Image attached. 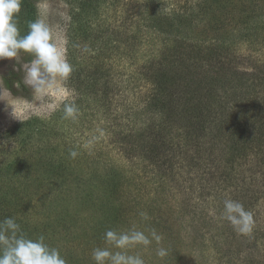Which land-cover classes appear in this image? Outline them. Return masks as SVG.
I'll return each mask as SVG.
<instances>
[{
    "label": "trees",
    "instance_id": "1",
    "mask_svg": "<svg viewBox=\"0 0 264 264\" xmlns=\"http://www.w3.org/2000/svg\"><path fill=\"white\" fill-rule=\"evenodd\" d=\"M156 1L150 0L137 11L132 31L110 32L104 42L105 53L112 56L110 42L116 47L128 43L129 50L133 48L129 39L138 40L143 31L152 30L174 52L172 62L163 53L150 59L151 69L144 78L152 87L146 109L153 112V122L130 125L122 146L137 162V175L147 176L144 183H158L157 193L171 189L191 197L196 192L199 202L185 212L202 219L197 248L203 250L200 239L206 234L214 238L229 229L228 247L217 246L215 254L225 255L228 263L234 253L236 257L253 248L251 256L263 257L264 232L258 234L254 225L250 237L236 236L222 213L226 199L240 202L251 213L261 199L253 182L256 173L264 182V61L244 70L234 60L232 63L230 52H235L236 39L254 45L257 52L264 45V0H190L189 9L174 8L172 12V8H155ZM93 3L104 4V0H85L81 7L86 10ZM256 6L261 7V14ZM93 75L76 64L69 85L79 95L78 101L91 98L104 117L112 115V76H101L99 80L105 78V82L99 84ZM62 114L63 107L49 120L31 118L20 123V145L13 151L0 149V220L15 218L27 237L44 235L67 264H85L87 244L96 247L107 230L118 224L129 229L135 220L134 205L126 209L129 198L124 196V185L134 178L115 165L91 167L88 177L79 178L74 165L77 160L82 162L81 153L71 155L74 143L70 140L55 141ZM23 150L31 153L20 155ZM91 151H95L94 159L102 158V152ZM245 171L253 173L250 181ZM172 195L176 197L174 192ZM207 200L212 204L207 205ZM220 221L222 228L217 225ZM69 231L73 236L67 238ZM175 250L173 246L170 251Z\"/></svg>",
    "mask_w": 264,
    "mask_h": 264
},
{
    "label": "rangeland",
    "instance_id": "2",
    "mask_svg": "<svg viewBox=\"0 0 264 264\" xmlns=\"http://www.w3.org/2000/svg\"><path fill=\"white\" fill-rule=\"evenodd\" d=\"M84 1L23 0L18 16V27L21 36L27 35L29 22L38 18L43 20L51 28L54 40L64 50L72 67L79 63L84 65L86 71H93V76L98 78L97 83L99 84L105 82V78L99 80L101 76H112L111 79L114 82L110 87L111 90H114V93H111L112 115L104 117L91 98L86 100L82 98L78 101L79 95L71 88L68 79L57 83L56 89L58 91L52 90L45 96L33 95L32 90L22 83L23 72L16 70L20 65L32 59L30 55L22 54L19 62L15 59L0 60V149L3 147L6 148L5 151H13L14 146L20 145L17 134L20 123L31 118L49 120L52 115L64 107L65 103L74 104L77 109L74 118L65 120L64 113L62 116L58 115L61 116L58 119L60 127L57 128L55 140L57 143L70 140L71 143H74L71 149H74L77 154L81 153L82 162L78 160L75 162L74 173L79 175V178H83L88 177L87 174L92 171L90 170L91 167L104 169L115 165V167L119 166L125 169L134 178L132 182L124 185L127 188L124 196L129 198L126 199L125 208L134 205L132 210L136 213V218L129 229L135 228L143 231L150 238L151 231L155 230L162 237L159 244L153 240L151 245L147 247L142 245L131 247L129 254L141 255L146 264H264V251L263 257L258 258L257 255L251 256L249 254L253 248L248 252L246 251L247 257L245 252L236 257L234 253L233 259L231 258L228 263L225 255H220L218 251L215 254L217 246L228 247L227 241L230 240L229 235L231 234L229 229L223 230V235L214 238H211L210 234H206L204 239L202 237L200 239L201 242H204L203 250L197 248L199 246L198 231L202 219H197L185 212L188 208L193 209L195 203L199 202L196 198V192L191 197L187 192H177L171 189L170 192L167 189L163 193H157L158 183L156 181L144 183L147 176L137 175L139 172L137 162L127 154L125 147L122 146L124 135L131 131L128 130L130 125H135L131 127H140L138 125L146 126L153 122V112L150 113L146 109L152 87L144 78V73L151 69L149 67L151 65L150 59L152 57L159 58L160 54L162 56L163 53L166 55L165 60L172 62L170 54H174V52L169 50L166 46L170 45L165 46L166 41L162 40V37L152 30L149 33L146 32L147 30L143 31L144 34L138 40L129 39L127 41L135 48V51L133 48L126 50L128 43L116 47L114 42H110V50L113 52L111 56L107 51L105 53L104 42L108 39L110 32L115 33L117 30L119 32L120 29L126 32L132 31L138 18L136 16L137 11L142 10L150 0H104V4L93 3L88 5L86 10L81 7ZM158 1H156L155 8H172L171 12L174 8L178 10L189 9L190 5L188 3L190 0H160V4ZM255 9L257 13L260 12L261 14V7L256 6ZM79 12L81 13L80 16ZM237 32L235 31V33ZM93 42L95 45L92 44ZM236 42L238 44L236 43L235 52L233 54L230 52V54L232 63L234 60L235 65H239V68L252 69L253 65L261 64L264 61V54L262 53L264 45L258 47L257 52L253 49L254 45L248 42L243 44L238 39ZM258 43L261 44V39ZM13 108L20 120L12 115ZM116 113L118 115L122 113V115L116 118ZM77 146L80 147L79 150L75 149ZM91 150L102 152V158L94 159L95 151ZM26 151L23 150L19 154L31 153L30 151L26 153ZM31 162H33V157ZM252 174L251 171L244 172L245 178L249 181ZM254 179V190L258 191L261 199L255 204V209H251V211H253L252 215L256 219L254 225H257V231L260 234L264 232V182H262L260 173L254 174ZM168 192L170 196L164 197ZM173 192L176 197L172 195ZM207 201L205 202L208 203L207 205L212 204V201ZM209 211L213 212L212 206L209 207ZM142 212L147 214V219L140 215ZM140 217L142 218L141 222L137 224ZM154 218H157L156 222L153 221ZM150 221L152 223L149 224ZM217 225L222 228L224 224L220 221L217 222ZM114 229L118 231L129 230L121 224H118ZM68 233L67 238L72 235L71 231ZM61 235H65L64 232ZM76 235L75 232L74 236ZM237 235L239 234L237 233ZM250 235L247 236L250 237ZM79 240L83 241L84 239ZM101 240L102 242L96 247L106 246L103 238ZM86 241H88L87 237H85ZM168 242L171 244L167 247ZM91 246V243L87 244L89 255L85 264H94L91 254L96 247ZM173 246L177 250L170 251ZM158 248L166 249L167 255L163 258L157 256Z\"/></svg>",
    "mask_w": 264,
    "mask_h": 264
},
{
    "label": "clouds",
    "instance_id": "3",
    "mask_svg": "<svg viewBox=\"0 0 264 264\" xmlns=\"http://www.w3.org/2000/svg\"><path fill=\"white\" fill-rule=\"evenodd\" d=\"M22 2L0 0V60L15 59L19 62L22 54L30 55L32 59L16 70L23 72L22 83L32 90L33 95L45 96L52 90L58 91L57 83L66 81L73 67L64 50L54 40L51 28L43 20L38 18L29 22L27 35L21 36L18 16ZM76 112L74 104H64L65 119L74 118ZM12 115L19 119L14 108ZM71 155L75 157L76 153L72 152ZM140 215L147 219L146 213ZM222 215L238 234L248 235L252 232L253 215L240 202L226 199ZM150 236L135 228L127 231L109 229L103 237L106 246L94 248L92 260L94 264H146L141 255L129 254V249L135 245L147 247L153 240L159 244L162 240L155 230L151 231ZM156 254L163 258L167 251L158 248ZM0 264H67V261L58 248L46 242L44 235L29 238L15 218L6 217L0 220Z\"/></svg>",
    "mask_w": 264,
    "mask_h": 264
}]
</instances>
